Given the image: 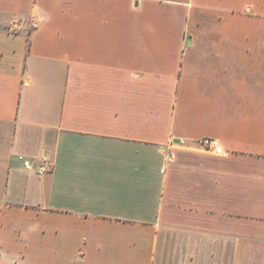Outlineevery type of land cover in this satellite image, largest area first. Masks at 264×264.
<instances>
[{
    "label": "crops",
    "instance_id": "0c3cea01",
    "mask_svg": "<svg viewBox=\"0 0 264 264\" xmlns=\"http://www.w3.org/2000/svg\"><path fill=\"white\" fill-rule=\"evenodd\" d=\"M0 264H264V0H0Z\"/></svg>",
    "mask_w": 264,
    "mask_h": 264
},
{
    "label": "built area",
    "instance_id": "2783aa9c",
    "mask_svg": "<svg viewBox=\"0 0 264 264\" xmlns=\"http://www.w3.org/2000/svg\"><path fill=\"white\" fill-rule=\"evenodd\" d=\"M201 145L203 148L210 150V151H213L215 154L222 155V154L227 153L225 151V149L223 148L221 142L217 138H212V137L203 138L201 141ZM20 159L23 160V164H24L25 168H27V169H33L34 168V166L30 160L24 159L22 156L20 157ZM36 171L39 175H43L46 172L50 171V165L47 164L46 162H41L37 166Z\"/></svg>",
    "mask_w": 264,
    "mask_h": 264
}]
</instances>
